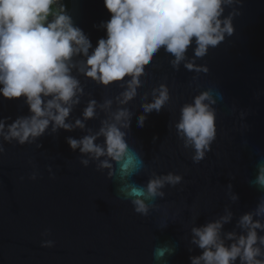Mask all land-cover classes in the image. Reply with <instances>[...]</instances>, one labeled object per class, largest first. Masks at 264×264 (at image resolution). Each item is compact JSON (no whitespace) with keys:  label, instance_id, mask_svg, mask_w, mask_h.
Returning a JSON list of instances; mask_svg holds the SVG:
<instances>
[{"label":"water","instance_id":"obj_1","mask_svg":"<svg viewBox=\"0 0 264 264\" xmlns=\"http://www.w3.org/2000/svg\"><path fill=\"white\" fill-rule=\"evenodd\" d=\"M68 4L67 14L91 41V54L105 37L98 26L110 15L103 0H68ZM230 12L238 13L232 18L231 37L226 36L203 58L194 57L193 44L178 71L171 68L172 57L161 49L146 66L137 95L127 104L119 102L126 90L124 82L103 87L73 68L83 93L67 122L83 120L88 102L96 101V115L83 121V129L51 133L50 125L41 138L23 146L0 139L4 148L0 154V264H190V256L201 254L190 242L191 228L218 219L226 208L232 220L222 232L239 234V218L254 212L264 197V189L253 183L258 165L264 163V0H236L225 7L224 17ZM83 59L74 57L73 62L82 64ZM190 61L209 71L186 70L184 64ZM161 84L169 89V101L158 114H148L142 128L137 127L141 105L152 101V90ZM203 91H210L217 100L212 105L216 139L205 158L193 163V152L183 147L175 124L181 106ZM106 100L112 104L104 110L101 105ZM121 108L132 113L126 138L144 160V169L132 179L145 184L152 173L182 176L181 184L162 189L163 199L147 202L155 205L147 217L135 213L130 202L117 194L115 178L107 179L93 162L83 167L79 161L85 157L66 143L68 137L95 134L101 122ZM27 115L22 98L0 97V119L10 117L11 123ZM33 172L36 180L28 178ZM229 184L237 201L230 199ZM46 229L50 235L42 238ZM42 239L52 240L54 246L40 247ZM165 245L174 252L157 261L154 249Z\"/></svg>","mask_w":264,"mask_h":264},{"label":"clouds","instance_id":"obj_2","mask_svg":"<svg viewBox=\"0 0 264 264\" xmlns=\"http://www.w3.org/2000/svg\"><path fill=\"white\" fill-rule=\"evenodd\" d=\"M234 2L236 0H103L110 19L98 26L105 31V37L97 41L90 54L91 41L74 25L64 0H0V97L22 98L29 110V115L17 117L11 123H8L10 117L0 119V139L23 146L41 138L50 125L51 133L83 129V121L96 115V101L88 102L82 113L83 120L67 122L83 93L80 81L72 75L73 68L103 87L124 82L126 90L119 102L127 104L137 95L146 66L161 49L172 57L171 68L178 71L193 44L194 57L203 58L226 36L231 37L232 18L238 13L230 12L224 17V11ZM78 56L84 58L82 64L73 62ZM184 68L190 72L209 71L206 66L196 67L194 61L185 63ZM152 97L151 102L141 105L143 114L137 117V127L142 128L147 115L158 114L169 101L168 87L159 85L152 90ZM216 101L210 91H203L179 110L176 135L185 149L192 150L193 163L205 158L216 139V112L212 107ZM111 104V100H106L101 108L107 110ZM131 116L126 108L118 109L101 122L95 134L80 139L68 137L66 143L71 151L79 149L85 157L79 161L83 167L93 162L97 171L106 172L107 179L115 178L117 194L130 202L135 213L147 217L155 207L147 202L163 199L162 189L181 184L182 176L172 172L152 173L145 184H137L132 179L144 169V160L126 138ZM101 137L102 142L97 143ZM155 140L156 137L153 143ZM3 152L0 144V154ZM48 171L51 172V168ZM28 178L36 180L37 174L33 172ZM253 183L264 189V163L258 165ZM227 188L232 193V185ZM230 199L237 201L238 197L232 193ZM261 218H264V197L254 212L239 218V234L222 232L224 225L232 220L227 208L225 215L218 219L192 227L190 242L201 254L190 256V264H264V235H258V232L264 233ZM49 235L47 229L41 234L42 238ZM53 246L50 239H42L40 244L46 249ZM173 252L167 245L158 246L153 256L162 261L166 254Z\"/></svg>","mask_w":264,"mask_h":264},{"label":"trees","instance_id":"obj_3","mask_svg":"<svg viewBox=\"0 0 264 264\" xmlns=\"http://www.w3.org/2000/svg\"><path fill=\"white\" fill-rule=\"evenodd\" d=\"M64 4H65V7H66V11H67L68 7H69L68 0H64Z\"/></svg>","mask_w":264,"mask_h":264}]
</instances>
